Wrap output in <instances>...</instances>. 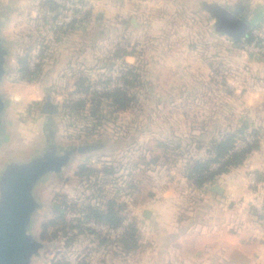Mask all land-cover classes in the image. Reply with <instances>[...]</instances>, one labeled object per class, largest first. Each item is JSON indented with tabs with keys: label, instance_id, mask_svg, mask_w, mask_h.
<instances>
[{
	"label": "rangeland",
	"instance_id": "1",
	"mask_svg": "<svg viewBox=\"0 0 264 264\" xmlns=\"http://www.w3.org/2000/svg\"><path fill=\"white\" fill-rule=\"evenodd\" d=\"M66 1L88 4L85 0ZM143 2L148 19H144L142 13L136 16L142 28H133L130 19H127V28L114 32L113 36L117 39L112 44L99 45V51L95 50L99 62L85 64L79 69L80 75L87 81L85 84L90 86L89 92H80L75 88L49 92L53 106L58 110L54 119L61 127L63 143L69 145L88 139L91 144L101 145V148L79 158L60 179L35 191L38 201L46 204L34 214L30 226V231L35 233L34 239L45 246L40 251L41 260L37 264H97L103 262V253L96 251L95 244L100 243L102 238L108 240V244L116 241L94 231L100 236L81 235L66 247L64 238L55 235L62 223L45 230V224L55 219L54 206L62 197L67 198V208L63 209L67 214L66 230L79 224L89 229L88 223L94 221L85 218L89 213L88 206L106 209L111 201L115 202V210L120 212L123 221L128 220L129 225L137 227L143 219V207H149L147 200L161 201L170 197L181 206H189L198 198L197 189L185 179V164L189 158L205 157L209 141L217 136V131L220 134L223 129L224 134L244 127L245 139L240 140L237 146L245 145L256 131L249 126L227 123L198 124L205 116H208L205 119L207 122H213L205 113L216 112L214 108L217 104L227 106L238 100V93L231 96L228 92L235 87L234 80L245 78V71L249 68L246 63L238 64L239 58L251 54L244 51L239 42L234 49L230 38L218 35L214 30V19L202 5L195 4V0L186 3L177 0L173 10L160 9L158 12L152 0ZM60 12L58 20L62 21L75 15L68 7H60ZM27 14L26 17L30 16ZM25 16L16 21L14 28L17 33L41 39L44 29L31 27V21L27 24ZM47 16L52 21L55 14L47 12ZM259 23L256 21L250 26ZM94 36L99 38L98 34ZM156 36L169 37L170 41L164 40L158 46ZM84 37H87L86 34ZM80 50H83L82 46ZM172 51L180 60L169 61ZM188 52H195L189 63L182 60ZM118 55L133 58L128 62L110 60ZM260 59L263 61L264 57ZM173 65L176 72H173ZM130 71L135 80L130 81L133 88L127 93L126 100H119L126 105V109L117 110L119 105H114L112 99L104 96L126 89L124 75ZM17 91L22 95L17 113L18 126L26 133L36 127L39 130L44 119L40 114L41 107L30 106L25 94H32L41 100L43 93L36 88L29 90L26 86ZM71 102L84 104L74 108ZM22 134L16 133L15 139ZM165 143L169 147L160 148ZM156 159L157 162L151 166L149 162ZM83 164L93 170L89 177L91 181L87 183L85 177L77 176ZM106 165V168L115 170V175L104 173ZM57 197L60 198L57 200ZM148 233H143L145 242L149 239ZM105 257V264H120L114 251ZM123 263L131 264L129 261Z\"/></svg>",
	"mask_w": 264,
	"mask_h": 264
},
{
	"label": "crops",
	"instance_id": "2",
	"mask_svg": "<svg viewBox=\"0 0 264 264\" xmlns=\"http://www.w3.org/2000/svg\"><path fill=\"white\" fill-rule=\"evenodd\" d=\"M85 1L89 6L88 18L62 34L55 31L59 27L58 18L61 16L57 20L49 21L47 12H54L56 16V11L47 6L46 0H0V35L8 46V55L5 58L8 74L0 82V96L8 101L7 110L10 113L7 117L12 132L23 133V136L15 139L8 148L9 151H28L36 144L40 133V126L39 130L37 127L32 131L30 129L29 133L23 132L18 126L17 113L19 114L22 95L17 89L26 86L29 90H41V100H37L32 94H25L30 106L35 104L41 110L45 104L56 107L53 106L49 92L59 89L73 90L76 78L80 75L79 69L84 68L85 64L99 62V56L95 52L99 51V45L112 44L117 39L113 36L114 32L127 28V19H130L129 23L133 28H142L139 18L136 17L139 13L144 14V19H148L143 0ZM176 1L152 0L157 5V12L160 9L173 10ZM202 3L231 8L232 12L238 13L249 25L264 21V0H195L197 5ZM180 9L186 10L185 7ZM25 14L30 15L29 18ZM23 16L26 17L27 24L31 21V27L44 29L41 39L17 33L14 28L16 21ZM159 26L161 28L162 24L159 23ZM85 34L88 38L84 37ZM164 40L170 41V38L156 36L155 42L161 46ZM40 45L49 47L51 58L47 61L48 64L42 72L31 70L28 64L33 73L32 78L29 81L18 80L19 59L30 51L31 60L40 51ZM230 45L237 49V42L232 40ZM81 46L83 50H80ZM172 53L169 61L180 60L178 55H174L173 51ZM194 56L195 52H188L182 56V60L189 63ZM132 58L129 55H118L110 60L128 62ZM39 59L40 54L38 63ZM199 60H202L201 56ZM242 63L249 66L245 71V78L242 81L234 80L236 85L228 92L231 96L238 93V100L227 106L217 104L214 108L216 112L205 113L213 122H207L205 119L208 116H205L198 124L227 123L252 127L259 134V150L251 153L242 166L232 169L202 190H197L199 196L189 206H181L170 197L161 201L147 200L150 208L143 207V219L137 225L139 247L131 255L118 256L120 264L128 261L131 264H264V223L258 218L259 215L264 216V59L257 60L246 55L239 58L238 64ZM172 67L173 72H176V66ZM59 132L61 135V127ZM219 132L222 133L223 129ZM215 187L219 188V192L214 191ZM145 212H149L148 218H145ZM144 225H149V228L146 230ZM145 232H149L146 242L142 239ZM95 246L98 253H103V262L97 264H105V256L113 251L111 246L101 245L99 242Z\"/></svg>",
	"mask_w": 264,
	"mask_h": 264
},
{
	"label": "water",
	"instance_id": "3",
	"mask_svg": "<svg viewBox=\"0 0 264 264\" xmlns=\"http://www.w3.org/2000/svg\"><path fill=\"white\" fill-rule=\"evenodd\" d=\"M201 5L214 19L218 35L239 42L251 30L248 22L231 9L218 4ZM7 55L8 46L0 35V82L8 74ZM250 57L260 59V56ZM7 107L8 101L0 96V264H37L45 246L34 239L30 226L34 214L46 204L38 201L35 191L60 179L79 158L100 150L101 145L91 144L88 139L64 144L54 119L58 110L45 104L36 144L25 152L9 151L15 142V133L8 121ZM214 191L219 192V188L215 187ZM144 216L148 218L149 212Z\"/></svg>",
	"mask_w": 264,
	"mask_h": 264
},
{
	"label": "trees",
	"instance_id": "4",
	"mask_svg": "<svg viewBox=\"0 0 264 264\" xmlns=\"http://www.w3.org/2000/svg\"><path fill=\"white\" fill-rule=\"evenodd\" d=\"M46 3L47 5H50L53 7V9H55L56 16L53 19L57 20L56 18L61 14L60 7L55 4L54 0H46ZM75 14L77 15V17L74 20H72L69 24L58 27L55 31L65 34L69 30L73 29L76 24L88 18V14H85L83 16L79 15L78 12H76ZM246 36L248 37V42L250 43L252 41L250 33H247ZM30 57V51H27L19 59V72L17 77L18 80L29 81L32 78L33 73L28 68ZM50 58L51 55L49 54V47L40 45V59L39 63L35 67L36 71L42 72L44 70V67L48 64L47 61ZM124 80L126 89L117 90L104 96L106 98L112 99L114 105H119L116 108L117 110L126 109V105L122 102H119V100L120 98L126 100L127 93L129 92L130 88H133V84L130 81L135 80L133 79V74L131 71L124 75ZM86 82L87 81L85 77L79 75L75 81V89L80 92H89L90 86H88V84L86 85ZM83 104L84 102H78L76 104H74L73 102L70 103V105H72L74 108L82 107ZM244 130V127H241L237 132H226L224 134L222 132L220 134H217L216 137L210 139L205 157L188 159L187 163L185 164L184 174L186 181L192 188L202 190L207 185L214 183L222 175L229 173L232 169L242 166L251 153L259 150L260 138L259 134L256 131H253V133L251 134L253 138L251 142H245V145L242 148H237L238 142L245 139L246 133L244 132ZM168 147L169 146L166 143L161 144L160 146V148ZM156 162L157 159L149 162V164L153 166V164ZM104 167V173L107 176L115 175V170L113 168H106L107 165ZM92 171L93 170L89 168L88 165L83 164L79 167L77 176L85 177L86 180H88L85 181L87 183L91 181L89 177L90 174H92ZM59 198L60 197H57V200ZM66 201L67 198H65L64 196L62 197V199H59V201L56 202L54 206L55 219L50 220L48 223H46L44 229L46 230L49 226L58 227L59 222L60 224L62 223L63 226H61L60 229L56 230L55 235L58 238H64V244L66 245V247L69 244L71 245L78 238V236L81 235L100 236L94 231L84 228L83 225L80 224L78 226H72L68 230L65 229L67 221V214L64 211L67 208ZM115 205V202L111 201L108 202L106 209L88 206L89 213L85 216V218L87 220H93L98 224H102L110 228H117L122 224L124 218L121 216L120 212L118 213V211L115 210ZM258 218L264 223L263 215H259ZM74 230H77V232H73ZM139 240L140 236L138 228L131 224L126 228L120 239L108 244L109 241L105 238H102L100 243L101 245L107 244V246H111L116 256H128L138 249Z\"/></svg>",
	"mask_w": 264,
	"mask_h": 264
},
{
	"label": "built area",
	"instance_id": "5",
	"mask_svg": "<svg viewBox=\"0 0 264 264\" xmlns=\"http://www.w3.org/2000/svg\"><path fill=\"white\" fill-rule=\"evenodd\" d=\"M56 5L60 7H68L71 11L75 13L78 12L79 15L83 16L89 12V6L87 4H81L78 2L70 3L64 0H55ZM77 15H73V17H69L68 19L60 20L57 26H63L65 24H69L72 20L76 18ZM252 37V41L248 42V37L245 36L242 40L239 41L238 45L246 51L248 54L253 56L264 57V22L260 23L257 26H252L251 30L248 32ZM38 64V55H35L31 58L29 62V68L34 70L36 65ZM253 140L252 136L247 139L248 142ZM242 145H238L237 148H242ZM130 222V221H129ZM128 220L123 221L122 224L117 228H110L108 226L97 224L95 222L88 223V228L92 229V231H96L103 236L110 238L112 240H118L125 232L126 228L129 225Z\"/></svg>",
	"mask_w": 264,
	"mask_h": 264
}]
</instances>
